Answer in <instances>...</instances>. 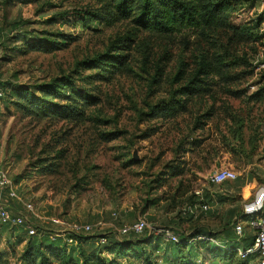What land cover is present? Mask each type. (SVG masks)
I'll return each mask as SVG.
<instances>
[{
	"label": "rangeland",
	"instance_id": "1",
	"mask_svg": "<svg viewBox=\"0 0 264 264\" xmlns=\"http://www.w3.org/2000/svg\"><path fill=\"white\" fill-rule=\"evenodd\" d=\"M4 2L0 0V28L25 21L27 40L40 31L76 38L62 51L23 54L22 42L1 37L0 86L8 84V91L0 96V167L18 196L39 216L33 220L38 232L53 234L65 231L66 225L89 224L94 230L81 235L97 236L100 256L110 264H143V250L152 251L155 264H180L177 246L163 240L142 246L134 241L126 253L112 242H132L118 230L138 218L145 219L149 229L135 240L152 237L153 228L165 226L188 232L192 226L216 230L231 213L228 202L219 204L217 199L229 198L226 191L234 185L252 182L253 199L264 198V96L253 97L264 90V0H231L232 27L190 38L186 45L177 38L137 33L128 71L102 83L84 81L96 70L83 62L118 45L132 33L129 25L83 27L75 12L91 7L94 0ZM51 17L53 22H46ZM241 31L250 33L244 42L237 36ZM201 54L223 58L234 81L206 79L209 90L191 98L185 113L172 120L153 118V107L194 76ZM66 77L99 99L86 110L83 121L27 116L13 104L15 97L10 94L19 86ZM221 169L234 171L238 179L209 184L208 177ZM236 187L232 190L240 191ZM199 189L208 213L200 211L194 195ZM194 197L196 202L189 207ZM0 198L5 199V194ZM17 210L23 211L20 205ZM185 211L195 217L193 222L184 218ZM49 218L63 225L50 224ZM21 234L0 227V264H22L20 255L28 238L23 236L21 242ZM229 235L221 240H241L233 230ZM247 235L246 231L240 245L249 242ZM204 252L198 250L199 258L192 257L195 264H211L210 257L202 258ZM248 264L258 263L253 259Z\"/></svg>",
	"mask_w": 264,
	"mask_h": 264
},
{
	"label": "trees",
	"instance_id": "2",
	"mask_svg": "<svg viewBox=\"0 0 264 264\" xmlns=\"http://www.w3.org/2000/svg\"><path fill=\"white\" fill-rule=\"evenodd\" d=\"M4 1L7 4L13 0ZM94 1L95 3L91 7L75 12L78 17L77 21L83 27H90L94 23L107 28L127 24L131 27L132 33L123 36L117 41L118 45L112 46L106 53L83 62L87 69L96 70L93 75L84 79L87 83L89 80L101 83L109 82L117 74L128 71L129 52L138 37L137 33H145L151 37L169 40L177 38L180 44L186 45L190 38H205L212 32L232 27L231 15L233 11L231 10V0ZM53 20L54 18L51 17L46 22H53ZM27 24L28 22L25 21H12L4 29L0 28V45L3 40L8 42L9 39H14L16 42H22L19 51L23 54L29 52L52 54L66 49L76 41L75 37L68 34L45 31L37 32L35 36L38 37L27 40L28 32L24 30ZM11 34L13 35L11 36ZM2 36L3 40L1 42ZM237 36L240 38V42H244L250 36V33L246 34L241 31L237 33ZM110 51L114 53L111 54L109 53ZM216 76L225 83L234 81L223 58H219L216 55L205 56L201 54L198 69L194 76L188 80L187 85L174 91L167 101H161L155 105L150 115L156 119H175L187 111V102L191 98L209 90L206 79L212 80ZM7 85L2 84L0 86V92L3 97L7 94ZM12 95L15 97L13 104L27 116L54 118L71 122L83 121L86 117V110L99 103L97 96L75 86L67 77L53 79L49 83L37 86H19L13 90L10 96ZM263 96L264 90L256 92L253 97L259 100ZM195 199L194 197V200L188 205L189 207L194 206ZM217 201L219 204L227 202L224 198H218ZM7 205L14 213L19 212L17 210L18 205L14 201L8 200ZM184 214L185 219L191 220V222L194 221L195 217L191 213L185 211ZM231 215H233V212L232 214L229 213L226 219H221L224 221V225L222 224L223 226H221L220 224L216 230L204 226H192L188 232L177 228L170 229L168 226L162 227L161 229H168L177 236V243L167 241L161 235L153 234L152 237L145 236V238H137V240L133 238L136 235H129L128 237H131L132 242L115 240L112 244L120 249L121 252L126 253L130 248L128 245H133L134 241L136 242L135 245L139 243V246H142L159 243L160 240H163L177 246L176 252L178 259H180V264H195L194 260L198 259L200 255L198 250L205 251L202 254V258L209 259L210 257L211 264H232L233 261H236L235 264H248L251 260L257 259V254H251L242 259L238 255V250L244 251L252 247L254 241L253 230L245 228L239 241L227 242L226 240H221L222 237L230 236V230H233L234 219H232ZM201 217L203 216L200 215ZM0 227L21 232L22 234L19 238L21 242L24 238L23 236L28 238L26 248L20 255L22 264H52V261L57 264H110L100 256L101 249L98 246L99 240L97 236L83 237L81 234L73 236L78 245L76 250L73 251L72 249L75 247L67 246L61 239L51 241L49 238L50 234L44 229L39 232L36 230L34 236H28L23 227L8 224L0 225ZM246 231L248 232L247 239L249 242L242 246L240 242L244 241ZM208 239L214 240L216 244ZM68 247H70V250ZM193 247L198 249L197 253H195ZM150 252L152 251H142L144 256L143 264H155L152 261ZM192 257L195 259L192 260ZM2 259L3 253L0 251V262H2Z\"/></svg>",
	"mask_w": 264,
	"mask_h": 264
},
{
	"label": "built area",
	"instance_id": "3",
	"mask_svg": "<svg viewBox=\"0 0 264 264\" xmlns=\"http://www.w3.org/2000/svg\"><path fill=\"white\" fill-rule=\"evenodd\" d=\"M0 96L2 93L0 92ZM237 179V174L229 169H221L208 177V183L211 185H221L225 182H232ZM5 194V199L0 198V225H12L23 227L27 232L28 236H34L36 234L35 224L33 220L40 219L39 216L34 212L33 207L30 204L25 203L17 194L16 187L10 179L8 173L0 167V196ZM199 205L200 211L207 212L209 207L202 202L203 190L199 189L194 192ZM11 200L21 206L22 212L19 211L14 213L7 205V201ZM244 218L249 217L248 222L245 224L242 217H238L233 220L234 234L241 238L243 236L245 228L254 231V241L251 248L241 251L238 250V255L244 259L248 255L257 254V263L264 264V211L248 213L243 216ZM48 223L53 225H63L60 220L56 218H49ZM147 229H149L148 223L145 219L138 218L129 226H123L118 230V235L129 236V235H141ZM94 230V226L89 224H71L66 225V230L63 232H55L50 234L49 238L51 241L55 239H61L67 246L76 245V241L73 238L75 235L89 234ZM156 235L163 236L167 241L177 243L178 239L173 232L168 229H154ZM205 239V238H204ZM212 243L216 242L212 239H208Z\"/></svg>",
	"mask_w": 264,
	"mask_h": 264
},
{
	"label": "crops",
	"instance_id": "4",
	"mask_svg": "<svg viewBox=\"0 0 264 264\" xmlns=\"http://www.w3.org/2000/svg\"><path fill=\"white\" fill-rule=\"evenodd\" d=\"M253 184L254 183L252 182H246L245 185H243V187L238 186L239 188L234 185L230 187L231 189L229 191L228 190L226 191V193L228 194L227 196H229V198L225 196H220L227 200L228 207L231 210V214L233 212L232 219L242 217L248 213L264 211V198L259 199V197L256 196L253 199L252 195L250 194L252 193L254 188ZM235 187L237 190L240 189V191H233L232 188Z\"/></svg>",
	"mask_w": 264,
	"mask_h": 264
},
{
	"label": "water",
	"instance_id": "5",
	"mask_svg": "<svg viewBox=\"0 0 264 264\" xmlns=\"http://www.w3.org/2000/svg\"><path fill=\"white\" fill-rule=\"evenodd\" d=\"M132 158H133L134 161L137 160L135 153L133 154V157Z\"/></svg>",
	"mask_w": 264,
	"mask_h": 264
}]
</instances>
